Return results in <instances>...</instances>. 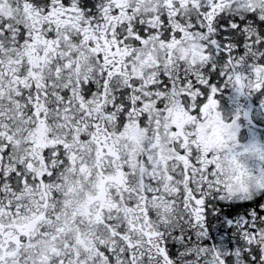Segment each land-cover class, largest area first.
Instances as JSON below:
<instances>
[{"label":"snow or ice","instance_id":"6c2138e0","mask_svg":"<svg viewBox=\"0 0 264 264\" xmlns=\"http://www.w3.org/2000/svg\"><path fill=\"white\" fill-rule=\"evenodd\" d=\"M0 264H264V0H0Z\"/></svg>","mask_w":264,"mask_h":264}]
</instances>
